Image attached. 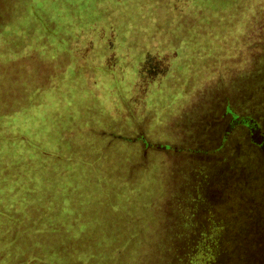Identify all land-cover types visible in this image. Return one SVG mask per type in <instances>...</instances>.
Masks as SVG:
<instances>
[{
  "label": "rangeland",
  "instance_id": "1",
  "mask_svg": "<svg viewBox=\"0 0 264 264\" xmlns=\"http://www.w3.org/2000/svg\"><path fill=\"white\" fill-rule=\"evenodd\" d=\"M43 1L0 0V264L164 262L179 163L195 159L174 155L181 123L264 52V0ZM30 42L62 59L19 74ZM143 52L165 67L147 89ZM143 120L168 149L134 147Z\"/></svg>",
  "mask_w": 264,
  "mask_h": 264
},
{
  "label": "trees",
  "instance_id": "2",
  "mask_svg": "<svg viewBox=\"0 0 264 264\" xmlns=\"http://www.w3.org/2000/svg\"><path fill=\"white\" fill-rule=\"evenodd\" d=\"M35 1V6L39 7L41 4L37 2H45L43 0ZM54 2L55 0L49 1V9L51 11L54 8ZM66 8L68 9V6ZM58 18L60 20L63 19V17ZM20 28L31 30L28 24H22ZM47 48L37 43L35 45L32 42L25 43L21 54H24L23 56L26 54L27 57L22 60L28 61H26L27 65L25 67L19 68L21 69L19 74L27 75L28 70L31 68L36 69L41 64L42 66L48 65V62L52 65L62 59L60 58L62 54L54 53L53 49L46 50ZM1 56L5 57L4 54H1ZM16 56L21 59L19 55ZM7 58L9 60L6 62L7 65L9 62L12 63L10 68L16 72V62L12 61V58L9 59L10 57ZM160 63L152 53L143 52L140 65L137 68L138 82L143 83V80L146 79L161 78L159 70H163L165 67L163 62L161 66ZM151 66H155V69ZM141 67L142 72L140 71L139 74ZM152 69L153 72H151ZM3 78L2 74L0 76V88L3 85ZM36 78L31 79L36 82ZM253 82H256L260 99H249L248 96L245 105L239 106L235 104L234 95H241L243 90L246 91L247 95L250 94L248 90L254 84ZM209 95H204L202 100L206 101L209 99ZM212 101L213 104L216 101V104L224 105L223 115L220 117L225 120L223 122H226L221 132L224 145L212 148H186L181 149L178 153L180 155L182 153L185 158H195V161L191 159V162L193 161V164H196V169H191V166H188V171L194 170L195 174H199V179L204 178L206 171L213 175L211 177V185L214 187L211 193L213 199L219 197L220 180L223 181L222 186L224 185L225 192L228 194V200L226 201L228 204L226 205L230 207V210H222L220 218H215L214 222L211 221L216 230L215 232L213 230V232H210V229L208 230L206 227V215L200 217V214H195L194 210H185L184 207L176 206L177 210H185L184 221L186 223L182 229L179 228L177 231H171L175 224L168 229L171 232L166 233L167 243L164 244L162 250L166 251L165 259L164 262H159V264H219L218 260L224 255L226 260H222V264H264V57L257 59L252 69L237 76L226 95H220L216 99L214 97ZM11 110L13 109L0 112H10ZM212 120L214 124L217 118L213 117ZM238 131L242 133L239 136L242 149H238L236 146L239 141L237 137ZM140 142L150 147L157 146L156 144H150L146 140ZM226 142L228 144L225 146ZM208 158L211 161H205ZM183 170L186 172L187 169L184 168ZM24 177L28 183H31L26 175ZM203 187H205L206 195L211 192L206 181ZM96 211V231H100L102 233L101 236H105L108 233L109 225L98 224L101 220L99 210ZM207 216L209 217L210 213ZM171 218L175 220L176 225L179 224L175 215H172ZM92 222L90 221L89 223ZM211 233H214V239V235ZM97 237L100 238L99 236ZM121 247L122 244L115 247H106L103 252L99 249L100 258L109 256V253L104 254L106 251H118ZM237 252H241L238 261L236 259ZM245 257L247 258L245 259ZM249 259L250 261L247 262ZM24 264H26V261Z\"/></svg>",
  "mask_w": 264,
  "mask_h": 264
},
{
  "label": "flooded vegetation",
  "instance_id": "3",
  "mask_svg": "<svg viewBox=\"0 0 264 264\" xmlns=\"http://www.w3.org/2000/svg\"><path fill=\"white\" fill-rule=\"evenodd\" d=\"M152 68L155 69V66H153ZM153 69L151 72H153ZM157 82H159V79L158 80L157 79L143 80V83H145L146 85L148 83L154 84ZM212 102L213 101H210V102L206 101L203 104L199 103L196 106H194L193 109H191L190 118L187 117L186 120L183 121V123H181V129H183L184 133H186V138H185V140L187 141L185 142L186 148L188 149L197 148V147L212 148V147H216V146L219 147V146L224 145L222 141V137H221V134H222L221 132L223 131L226 122H223L225 120H223V118H220L221 115H223L224 105L220 103L213 104ZM213 117L217 118L216 123L214 124L212 123L214 120V119L212 120ZM144 121L146 120H143L141 125L138 124L137 127H135L137 131L135 132L136 136L131 141L132 144H135L134 147L138 145L142 147L143 151H146L148 147L153 148V149H160V147L168 149L169 147L166 145L164 146L157 145V146L150 147L144 144L143 142H140V141H145L147 139L146 133H147V136L150 135L148 133V130L145 126ZM139 130H142V132H140L141 134L137 135L136 133H138ZM133 131L134 130H132V132ZM238 135L240 136L242 135V133L239 132ZM238 140H241V139H238ZM126 142L130 143L129 141H126ZM185 144H182V145L185 146ZM227 144L228 143L226 142L225 146ZM237 145L239 147L240 144L237 143ZM186 148H183V149H186ZM173 149L176 150L179 148L175 146L173 147ZM174 155L176 158H179L178 151H176V154L174 152ZM180 160L181 159H178L179 162ZM187 162L188 163L186 162L179 163V164H184L185 166L183 165V167L179 168L180 170H177L178 177L176 178L177 181L175 183V193L176 194H174L173 201L175 202L177 207H184L185 210H194L195 214L196 213L200 214V217L203 215H206V227L208 228V230L210 229V232L212 230L215 232L216 228L214 227V224H212L211 221L214 222L215 218H220V214H221L220 212H222V210H230V207L226 205L228 204L226 202L228 200V194L225 192V189L223 187L224 185L222 186L223 181L220 180L221 186H219V192H218L219 197L217 199H213V197L211 196V193L213 191L212 188L214 189V187L211 185V177H213V175L210 174L209 171H206L204 178L199 179V174H195L194 170L188 171L189 169L188 166H191V169H196V164L194 165L193 164L194 162L193 161L191 162V160ZM184 168L187 169L186 172L185 170H183ZM205 181L208 183L209 189L211 190V192L208 193L207 195H206L205 187H203ZM177 207H175V210L173 209L171 211H172V215H175L179 221V224L177 225L178 227L177 229L179 228L182 229L183 225H185L186 223L184 221L185 210L183 209L177 210L178 209ZM208 213H210L209 217L207 216ZM212 235H214V233ZM214 238H215V235L213 236V239ZM163 252L165 253L164 255H166V251H163Z\"/></svg>",
  "mask_w": 264,
  "mask_h": 264
},
{
  "label": "water",
  "instance_id": "4",
  "mask_svg": "<svg viewBox=\"0 0 264 264\" xmlns=\"http://www.w3.org/2000/svg\"><path fill=\"white\" fill-rule=\"evenodd\" d=\"M257 54H258V56H255V58H253V59H254V61H253V63H252L253 65H254V63L256 62L257 59L264 57V52H262L261 49H259V47H258ZM253 65H252V67H253ZM252 67H251L250 69H252ZM243 69H245V67H244ZM243 69H242V70H243ZM250 69H249V70H250ZM249 70H247V71H249ZM247 71H245V72H247ZM245 72H243V73H245ZM243 73H240V74L236 75L235 77H233V79L231 80V82H230V84H229V86H228L227 93H228V90L230 89V86H231L233 80H234L237 76H239V75H241V74H243ZM253 83H254V82H253ZM248 91L250 92V94H248V95H247V93H246L245 90L242 91V94H241V95H239V94H238L237 96L234 95V102H235V104H237V105H239V106H241V105H245L246 100L248 99V96H249V99H255V100H259V99H260V96L258 95V94H259V92H258V87H256V82L251 86V88H250ZM256 95H257V96H256ZM255 97H256V98H255ZM223 175H224V174H223ZM223 175H222V176H223ZM225 247H226V245H225ZM240 253H241V252H237V253H236V259H237V261H238V258H239V256H240ZM245 254H246V253H245ZM246 256H247V254H246ZM246 258H247V257H245V259H246ZM248 258H249V257H248ZM219 260H220V261H219ZM219 260H218L219 264H222V263H223L222 260H226L225 255H224L223 257H221V259H219ZM249 261H250V259L247 260V262H249ZM247 264H250V263H247Z\"/></svg>",
  "mask_w": 264,
  "mask_h": 264
}]
</instances>
